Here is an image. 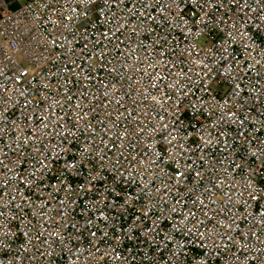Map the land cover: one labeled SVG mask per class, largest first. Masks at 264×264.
<instances>
[{
  "label": "built area",
  "instance_id": "1",
  "mask_svg": "<svg viewBox=\"0 0 264 264\" xmlns=\"http://www.w3.org/2000/svg\"><path fill=\"white\" fill-rule=\"evenodd\" d=\"M0 264H264V0H0Z\"/></svg>",
  "mask_w": 264,
  "mask_h": 264
}]
</instances>
